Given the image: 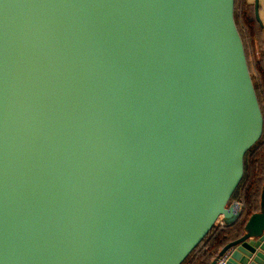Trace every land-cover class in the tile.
I'll return each instance as SVG.
<instances>
[{"label": "water", "instance_id": "obj_1", "mask_svg": "<svg viewBox=\"0 0 264 264\" xmlns=\"http://www.w3.org/2000/svg\"><path fill=\"white\" fill-rule=\"evenodd\" d=\"M262 129L234 0H0V264H181Z\"/></svg>", "mask_w": 264, "mask_h": 264}, {"label": "trees", "instance_id": "obj_2", "mask_svg": "<svg viewBox=\"0 0 264 264\" xmlns=\"http://www.w3.org/2000/svg\"><path fill=\"white\" fill-rule=\"evenodd\" d=\"M234 21L263 117L262 134L245 153L243 177L231 196V201L242 204L238 218L229 225H214L181 264H209L243 234L248 218L259 210L264 182V31L255 16L254 0H234Z\"/></svg>", "mask_w": 264, "mask_h": 264}, {"label": "crops", "instance_id": "obj_3", "mask_svg": "<svg viewBox=\"0 0 264 264\" xmlns=\"http://www.w3.org/2000/svg\"><path fill=\"white\" fill-rule=\"evenodd\" d=\"M257 11H258V16H259V20H260V25L264 31V0H257ZM224 224H225V222H224Z\"/></svg>", "mask_w": 264, "mask_h": 264}, {"label": "built area", "instance_id": "obj_4", "mask_svg": "<svg viewBox=\"0 0 264 264\" xmlns=\"http://www.w3.org/2000/svg\"><path fill=\"white\" fill-rule=\"evenodd\" d=\"M231 202H232L234 205H237V206L242 207V204H241V202H239V201H231ZM216 224H219V225H225L224 222H223V220H222L221 218L217 220ZM216 224H215V225H216ZM224 259H225V257L221 258V259L218 261L217 264H222V263L224 262Z\"/></svg>", "mask_w": 264, "mask_h": 264}, {"label": "rangeland", "instance_id": "obj_5", "mask_svg": "<svg viewBox=\"0 0 264 264\" xmlns=\"http://www.w3.org/2000/svg\"><path fill=\"white\" fill-rule=\"evenodd\" d=\"M238 211H239V209H238V207H236V209L234 211V216L238 214Z\"/></svg>", "mask_w": 264, "mask_h": 264}]
</instances>
